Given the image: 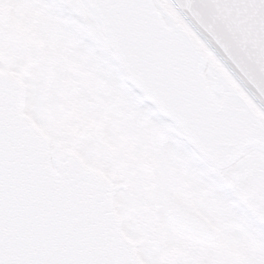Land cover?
Segmentation results:
<instances>
[{
  "label": "water",
  "instance_id": "1",
  "mask_svg": "<svg viewBox=\"0 0 264 264\" xmlns=\"http://www.w3.org/2000/svg\"><path fill=\"white\" fill-rule=\"evenodd\" d=\"M81 2L103 33V0ZM23 88L22 114L21 82L0 74V264H103L102 172L74 151L93 171L70 151L50 155L52 140L26 119L38 129Z\"/></svg>",
  "mask_w": 264,
  "mask_h": 264
},
{
  "label": "rangeland",
  "instance_id": "2",
  "mask_svg": "<svg viewBox=\"0 0 264 264\" xmlns=\"http://www.w3.org/2000/svg\"><path fill=\"white\" fill-rule=\"evenodd\" d=\"M51 1L53 3L54 0H42L38 7H33L32 0H0V72L9 73L23 80L20 69L24 71L23 65H27L25 84L27 98L24 113L52 140L53 154L61 150L74 151L85 165L103 173L101 135L103 130L94 129L99 126V119L92 121L90 118L80 116L82 121L73 124L71 118L77 116L67 111L59 112L66 103L54 99L53 81L47 88L45 87V80H50L51 77L54 80L56 71L66 66L68 54L63 51L62 44L67 45L66 52L84 51L92 57V62L98 60L91 54L93 50L88 35L93 37L101 34V30L98 27L97 32H90L83 28L78 19L63 16L61 12L63 8L58 1H54V8L49 12L51 8H48V3ZM56 6H59L58 11L55 9ZM36 11L40 12L37 18L32 16ZM44 18L53 19L52 22L70 20V23L64 26L65 34L62 35L65 37L57 36L53 32L46 35L37 32L39 30L37 25ZM10 36L12 39H19L22 36L25 43L21 48L25 50L27 46V53L19 52L14 43L10 42ZM76 108L78 109V106Z\"/></svg>",
  "mask_w": 264,
  "mask_h": 264
},
{
  "label": "flooded vegetation",
  "instance_id": "3",
  "mask_svg": "<svg viewBox=\"0 0 264 264\" xmlns=\"http://www.w3.org/2000/svg\"><path fill=\"white\" fill-rule=\"evenodd\" d=\"M41 1L42 0H32L33 7H38V5L41 4ZM54 1H58L62 5L63 9L61 12L63 13V16H71V18L78 19V21L82 23L83 28H87L90 32H97V23L88 10L82 8L80 15H77L68 5L65 4L64 0ZM54 1L53 3L52 1L48 3V8H51L49 12L54 8ZM55 9L58 11L59 6H56ZM39 15L40 12L36 11L33 12L32 16L37 18ZM52 20L53 19L50 18L42 19L37 25V29H39L37 32H42L45 35L53 32L55 35L64 38L65 35H62L63 33L65 34L64 26L69 24L70 20L63 19L55 20L54 22H52ZM61 22H63V24ZM24 27H26V23L24 24ZM88 36V40H91L93 50L91 54L96 56L98 60L92 62V57L88 56L87 52L84 51L77 50V53L66 52L67 45L62 44L61 47L63 51L65 54H68L66 66L62 67V70L56 71L54 80L52 77L50 79L51 82L50 80H45V87L47 88L53 81V85L55 86L53 94L54 99L57 102L66 103L63 109L59 110V112L64 113L67 111L69 114L77 116L71 118L73 124L82 121V119L79 118L80 116L90 118L92 121L99 119V126L94 129L98 128L103 130V123H101V120H103V36L100 33L93 37L90 34ZM10 42L14 43V47L19 52L24 54L27 53V46L25 47V50L21 48L25 43L24 40H22V36H20L19 39L11 38ZM26 62H28V59H26ZM23 69L24 71L20 69L21 74L23 75V80H20L22 86L26 84L27 65H23ZM23 90L25 98V89L23 88ZM76 106H78V109ZM101 135L103 134L101 133Z\"/></svg>",
  "mask_w": 264,
  "mask_h": 264
},
{
  "label": "bare ground",
  "instance_id": "4",
  "mask_svg": "<svg viewBox=\"0 0 264 264\" xmlns=\"http://www.w3.org/2000/svg\"><path fill=\"white\" fill-rule=\"evenodd\" d=\"M73 2H75L78 5V2H81V0H72Z\"/></svg>",
  "mask_w": 264,
  "mask_h": 264
}]
</instances>
